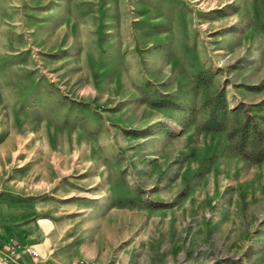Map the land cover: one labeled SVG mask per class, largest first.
<instances>
[{"label": "rangeland", "instance_id": "rangeland-1", "mask_svg": "<svg viewBox=\"0 0 264 264\" xmlns=\"http://www.w3.org/2000/svg\"><path fill=\"white\" fill-rule=\"evenodd\" d=\"M248 115L264 0H0V264H264Z\"/></svg>", "mask_w": 264, "mask_h": 264}, {"label": "trees", "instance_id": "trees-1", "mask_svg": "<svg viewBox=\"0 0 264 264\" xmlns=\"http://www.w3.org/2000/svg\"><path fill=\"white\" fill-rule=\"evenodd\" d=\"M251 116L228 131L227 137L233 151L245 158L261 161L264 159V129L250 122ZM223 123L213 109L210 117L203 123L207 130H220Z\"/></svg>", "mask_w": 264, "mask_h": 264}, {"label": "crops", "instance_id": "crops-1", "mask_svg": "<svg viewBox=\"0 0 264 264\" xmlns=\"http://www.w3.org/2000/svg\"><path fill=\"white\" fill-rule=\"evenodd\" d=\"M10 237H11V236H8V238H10ZM7 246H8V245H7ZM9 247L11 248V246H9ZM9 247H8V248H9ZM10 248H9V249H10ZM10 252H11V253H12V252L14 253V250H12V251H10ZM19 253H20V258H21V255H22V250H20V252H19Z\"/></svg>", "mask_w": 264, "mask_h": 264}, {"label": "built area", "instance_id": "built-area-1", "mask_svg": "<svg viewBox=\"0 0 264 264\" xmlns=\"http://www.w3.org/2000/svg\"><path fill=\"white\" fill-rule=\"evenodd\" d=\"M32 252H33V253H36V251H35V250H33Z\"/></svg>", "mask_w": 264, "mask_h": 264}]
</instances>
